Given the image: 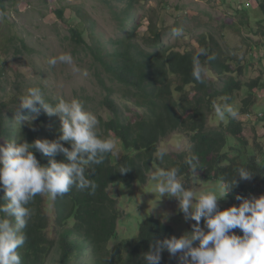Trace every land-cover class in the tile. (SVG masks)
<instances>
[{"label": "trees", "instance_id": "trees-1", "mask_svg": "<svg viewBox=\"0 0 264 264\" xmlns=\"http://www.w3.org/2000/svg\"><path fill=\"white\" fill-rule=\"evenodd\" d=\"M252 1L257 3L261 14L252 31L264 39V0ZM126 5L130 7V1ZM240 6L236 15L240 18L248 16V5ZM0 8L4 9L1 0ZM128 9L120 10V14L114 11L118 14L115 17L120 21L121 28L125 30L116 37L101 41L98 35L94 36L93 25L78 8L75 14L79 17V24L70 29V39L75 45H86L105 75L124 87L122 97L134 101L135 110L131 114L126 113L130 110L128 106L121 108L113 101L112 90L101 80L100 85L106 91L101 103L109 114L106 120L99 118L98 131L116 141L121 155L109 154L103 164L95 166V172L90 177L97 184L94 194L74 187L55 199L47 194L34 198L30 204L33 216L28 227L22 230L27 239L24 246L18 249L22 264H144L143 254L154 241L172 235L179 237L185 231H191L194 220H190L188 227L182 230L148 216L139 223L136 233L110 245L117 237V225L122 217L114 188L117 185L143 184L155 162L160 169L177 167L186 188L190 180L197 177L213 178L220 183L230 182L241 166L254 173L253 180L264 181V164L260 161L264 154L258 157L259 150H253L241 136L242 124L249 120L247 112L256 106V95L252 90L256 86L264 90V83H261L262 86L255 79L246 85L248 89L244 86L246 96L241 99V107L236 108L238 117L230 119L225 116L224 120H220L216 115L213 121L219 123L220 130H213L207 126L208 115L215 113L213 102L219 104L228 97L232 105L233 94L242 87L236 80V73L240 70L232 67V59L225 56L218 43L207 40L211 38L209 34H200V46L197 48L163 45L165 34L152 20H149L142 47V41L136 38V26L133 23L128 26L132 19ZM63 12V8H59L55 14L63 19ZM85 28L90 30L89 45L82 37ZM201 47L208 49L209 55H214L215 59L209 62L201 57L207 75L203 83H197L191 75L192 57ZM257 47V44H252L250 49L253 52ZM221 76H224V82L216 85ZM45 98L55 102V99ZM37 107L36 112L23 113L31 119L15 123L0 103V144L12 139L28 142L37 138L55 139L60 134L59 118L48 116L43 108ZM259 113V117H253H264L260 111L254 112ZM173 132L189 138L190 150H183L177 155L166 153L162 160L157 159L159 144ZM65 146L70 148L66 142ZM34 154L41 164H47V158L40 152ZM192 154L200 160V168L196 172L185 163ZM55 158L62 160L63 156L58 154ZM121 168L129 170L121 173ZM236 179L238 185L228 194L231 200L229 206L239 204L236 194L243 196L249 190L245 180H240L238 176ZM0 216L3 214L0 213ZM234 231L242 235L239 229ZM176 259L178 255L171 256L165 249L161 252L160 264H179Z\"/></svg>", "mask_w": 264, "mask_h": 264}, {"label": "rangeland", "instance_id": "rangeland-1", "mask_svg": "<svg viewBox=\"0 0 264 264\" xmlns=\"http://www.w3.org/2000/svg\"><path fill=\"white\" fill-rule=\"evenodd\" d=\"M4 9L0 8V103L4 111L11 116L13 122L20 123L31 117L23 116L17 121L16 112L19 109V98L27 93L30 87H40L45 97L55 99L77 98L87 111L98 118L107 119L108 112L102 106V99L106 91L100 85L101 80L112 90V98L121 108L128 106L131 114L135 110L133 100L122 97L124 87L110 79L102 71L98 60L86 49V45L77 46L70 39V29L79 24V17L75 14L78 8L86 14L93 25L94 36L98 35L101 41L116 37L125 32L115 15L120 10L128 9L130 1L131 22L136 26V38L139 42L147 36L149 20L164 32L163 45L177 44L180 48L199 47L200 34H209L214 43H218L225 56L231 58L233 68L239 69L236 73L237 82L242 85L241 90L233 94L232 106L241 107V99L246 96L244 86L258 79L264 83V39L254 35L257 18L261 17L257 3L252 0H1ZM110 1V2H109ZM111 3V4H110ZM247 4L248 16L240 18L236 10L240 5ZM63 8V19H59L55 11ZM117 11L118 14H115ZM124 18L129 16L122 15ZM244 23L241 24L240 21ZM251 28V29H250ZM178 29L179 34H174ZM89 29L82 30V37L86 44L91 43L88 36ZM258 47L252 52L250 46ZM107 48H110L107 45ZM196 50V49H195ZM60 54H70L72 63H57L49 68V58ZM224 57V56H223ZM237 61H234V60ZM224 76L216 80V85L222 84ZM263 86V85H262ZM255 93L256 106L249 109L264 114V90L259 86L252 90ZM130 98V97H129ZM260 114V113H259ZM215 113L207 117V126L219 131V123L213 121ZM258 121V122H257ZM250 147L259 151L257 156L264 154V117L255 120L250 117L242 124V134ZM191 144L185 135L173 132L159 144V150L177 155L183 150L189 151ZM262 151H260V149ZM116 154L121 155L117 147ZM264 164V157L260 158ZM147 173V180L143 183H133L129 186L117 185V206L122 217L117 225V237L110 245L119 239L136 233L139 223L148 216L159 218L162 222L180 228L188 227L183 214L178 210V201L175 197H160L155 191V182L149 177L154 170H159L158 163H154ZM190 180L187 189L199 194L201 191H215L219 194L221 183L213 178ZM248 183V192L243 197L259 196L264 194V181L245 180ZM111 191L113 189L111 188ZM153 192V193H151ZM161 198V199H160ZM221 207H228L230 198L218 201ZM167 218V219H166ZM53 235H51L52 237ZM176 262H179L176 259Z\"/></svg>", "mask_w": 264, "mask_h": 264}, {"label": "clouds", "instance_id": "clouds-1", "mask_svg": "<svg viewBox=\"0 0 264 264\" xmlns=\"http://www.w3.org/2000/svg\"><path fill=\"white\" fill-rule=\"evenodd\" d=\"M173 32L179 34L178 29ZM201 57L209 62L215 59L206 48L201 47L195 52L191 75L197 83H203L207 75ZM58 62L71 64L72 57L60 54L49 58L47 64L52 68ZM228 100L225 97L222 103L213 102L220 120L225 116L236 119L239 115ZM18 104L17 121L23 119L24 112L38 111L39 105L48 116L59 118L60 134L52 140L37 138L28 142L12 139L0 144V213L3 214L0 216V264H22L18 249L27 239L22 230L28 227L33 216L30 204L37 195L47 194L55 199L74 187L94 194L97 184L90 179L91 173L95 172V166L103 164L106 157L117 150L114 139L99 133L97 116L87 111L77 98L57 97L54 103L49 102L43 90L34 86L19 98ZM252 115L247 112L248 118ZM35 152L46 157L47 164H41ZM58 154H62V160L55 158ZM165 155L166 152L160 149L156 158L162 160ZM185 163L193 172L200 168L199 157L195 154L190 155ZM128 170L121 168L119 171ZM179 173L177 167L162 168L154 170L149 178L155 182V191L161 198L175 197L184 220H194L195 223L191 225V231H185L179 237L172 235L150 244L149 250L143 254L144 264H160L161 252L165 249L171 256L178 255L179 264H264V194L248 198L236 194L239 204L223 209L218 203L238 185L237 176L240 180H250L254 173L243 166L237 168L230 182L221 183L219 194L215 191L197 194L187 189ZM235 229H239L242 235L236 234Z\"/></svg>", "mask_w": 264, "mask_h": 264}]
</instances>
